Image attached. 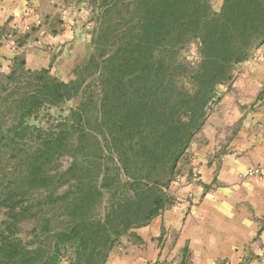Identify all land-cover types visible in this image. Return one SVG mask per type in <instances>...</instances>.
Instances as JSON below:
<instances>
[{"label":"trees","instance_id":"obj_1","mask_svg":"<svg viewBox=\"0 0 264 264\" xmlns=\"http://www.w3.org/2000/svg\"><path fill=\"white\" fill-rule=\"evenodd\" d=\"M258 4L224 0L214 12L209 0H110L69 81L14 56L0 72V264H109L119 236L158 215L142 182L203 124L216 86L246 55L240 36ZM193 40L195 61L180 54ZM68 101L63 119L27 122ZM29 220L26 240L19 225Z\"/></svg>","mask_w":264,"mask_h":264},{"label":"rangeland","instance_id":"obj_2","mask_svg":"<svg viewBox=\"0 0 264 264\" xmlns=\"http://www.w3.org/2000/svg\"><path fill=\"white\" fill-rule=\"evenodd\" d=\"M224 0H209L212 11L221 9ZM253 10L254 23L248 24L240 36L249 47L246 55L231 67V79L216 86V96L206 108V116L201 127L196 130L172 163L162 166L157 180H143L142 190H148L150 197L157 199V213L171 209L180 202V186L200 178V166L212 155L226 152L230 141L241 131V127L255 113L264 109V0ZM110 0H0V72L8 73L14 56L24 59L23 67L30 70L49 69L50 74L62 81L78 77L77 71L92 51L91 37L94 27L102 16L105 5ZM256 5V4H255ZM197 41L189 42L180 53L188 60L198 58ZM90 80L87 79L86 82ZM85 94L78 97L85 102ZM97 93L95 96V100ZM98 99V97H97ZM74 101L61 107L40 110L37 116L27 122L47 127L48 116L57 120L69 114ZM98 106V105H97ZM94 103L86 106L91 126H94ZM69 160L63 157L60 168L64 169ZM157 174V175H158ZM154 176V175H152ZM149 188L145 187V185ZM66 189V185L61 190ZM146 207L147 203L144 204ZM145 209V208H144ZM0 210V220L2 219ZM131 229L119 236L112 252H120L125 245L140 243L137 230ZM32 222L19 225V235L29 240ZM185 260V259H184ZM252 264H261L254 259ZM249 261L248 264H251ZM180 264H186L185 261ZM226 264V263H223Z\"/></svg>","mask_w":264,"mask_h":264},{"label":"crops","instance_id":"obj_3","mask_svg":"<svg viewBox=\"0 0 264 264\" xmlns=\"http://www.w3.org/2000/svg\"><path fill=\"white\" fill-rule=\"evenodd\" d=\"M230 148L180 186V202L152 217L109 264H264V109ZM185 259V260H184Z\"/></svg>","mask_w":264,"mask_h":264}]
</instances>
